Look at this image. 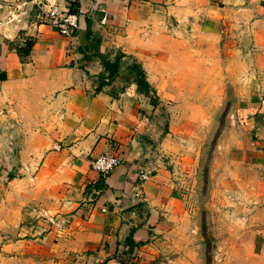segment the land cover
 <instances>
[{
	"label": "crops",
	"instance_id": "0c3cea01",
	"mask_svg": "<svg viewBox=\"0 0 264 264\" xmlns=\"http://www.w3.org/2000/svg\"><path fill=\"white\" fill-rule=\"evenodd\" d=\"M50 6L80 11L71 34L46 22ZM220 41L223 53L249 60L230 153L250 203L239 262L264 264V0H0V113L12 105L31 141L28 176L9 181L10 255L36 264L177 263L167 254L169 178L146 161L150 132L156 118L190 116L165 103L182 101L185 83L198 86L201 52ZM135 65L147 93L130 77ZM103 153L120 163L100 175L89 162Z\"/></svg>",
	"mask_w": 264,
	"mask_h": 264
},
{
	"label": "rangeland",
	"instance_id": "374dc122",
	"mask_svg": "<svg viewBox=\"0 0 264 264\" xmlns=\"http://www.w3.org/2000/svg\"><path fill=\"white\" fill-rule=\"evenodd\" d=\"M200 39L201 48H207L208 38ZM218 45L219 50L201 52L198 86L185 83L184 99L165 103L181 104L190 116L156 118L150 132L153 142L146 161L152 172L162 170L169 178L167 212L172 220L167 254L176 264H240V242L246 241L250 203L240 197V185L233 179L230 148L239 136L233 114L249 60L246 53H223L221 41ZM131 73L135 76L134 67ZM11 107L0 113V264H36L3 247L15 239V229L5 221L9 181L27 175L24 156L30 155V148L24 146L31 144L24 143L30 134H25L23 120ZM36 122L29 119L32 125Z\"/></svg>",
	"mask_w": 264,
	"mask_h": 264
},
{
	"label": "built area",
	"instance_id": "2783aa9c",
	"mask_svg": "<svg viewBox=\"0 0 264 264\" xmlns=\"http://www.w3.org/2000/svg\"><path fill=\"white\" fill-rule=\"evenodd\" d=\"M79 13L80 11L77 9L72 11H61L55 6H50L45 11V19L46 22L50 26L54 27L59 34L69 35L77 28ZM119 163V158L115 155L103 153L91 159L89 166L94 172L104 175L111 171ZM28 178L29 180L31 179L30 176ZM41 215L47 216L45 212H41ZM47 218L50 223H54V219L52 217Z\"/></svg>",
	"mask_w": 264,
	"mask_h": 264
},
{
	"label": "trees",
	"instance_id": "16d2710c",
	"mask_svg": "<svg viewBox=\"0 0 264 264\" xmlns=\"http://www.w3.org/2000/svg\"><path fill=\"white\" fill-rule=\"evenodd\" d=\"M29 43L30 42L27 40L25 42V45H29ZM103 65L106 66V63L103 62ZM134 68H135L134 82L137 85V88L139 90H142L145 93H147V91H148V85H147V83L144 80V73H143V71L137 65H135ZM115 71H116V62H114V66L109 70L108 77L112 76L115 73ZM96 89H98V86H97ZM152 103H154V101Z\"/></svg>",
	"mask_w": 264,
	"mask_h": 264
},
{
	"label": "water",
	"instance_id": "95a60500",
	"mask_svg": "<svg viewBox=\"0 0 264 264\" xmlns=\"http://www.w3.org/2000/svg\"><path fill=\"white\" fill-rule=\"evenodd\" d=\"M115 74H116V73H115ZM115 74H114V75H115Z\"/></svg>",
	"mask_w": 264,
	"mask_h": 264
}]
</instances>
